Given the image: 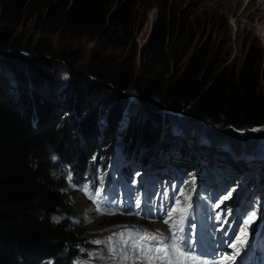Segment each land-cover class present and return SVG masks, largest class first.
Masks as SVG:
<instances>
[{
    "label": "trees",
    "instance_id": "obj_1",
    "mask_svg": "<svg viewBox=\"0 0 264 264\" xmlns=\"http://www.w3.org/2000/svg\"><path fill=\"white\" fill-rule=\"evenodd\" d=\"M137 4L138 0H0V64L13 74L20 94H28L21 103L0 88V264H76L83 256L81 224L53 217L65 205L62 187L70 173L76 184L95 182L97 165L107 160L99 161L102 145L110 146L115 139L128 93H134L133 100L148 121H169L176 113H184L191 121L211 123L210 133L232 139L255 135L238 130L264 126V53L260 48L250 46L239 65L213 63L207 48L182 64L169 45L176 30L184 29L169 15L159 17L146 43L138 46ZM30 22L38 34L32 48L36 57L8 55L10 48L21 46L16 42L18 29ZM54 36L62 40L96 37L107 46L129 48L132 57L118 63L95 54L83 72L77 67L79 59L70 53L54 55ZM138 55L162 69L166 66L164 73H172L170 81L135 76ZM64 70L69 80L63 88L64 81L58 77ZM50 86L59 102L38 103L36 89L44 92ZM72 88L85 90V95L75 100L69 95ZM109 92L116 95V105L99 103ZM72 110L75 114L70 116L81 121L79 131L64 118L65 111ZM136 119L141 122L142 117ZM135 122L124 129L130 153L134 145L141 149L151 136L148 122ZM252 138L243 144L249 146ZM124 172L131 173L128 167Z\"/></svg>",
    "mask_w": 264,
    "mask_h": 264
},
{
    "label": "rangeland",
    "instance_id": "obj_2",
    "mask_svg": "<svg viewBox=\"0 0 264 264\" xmlns=\"http://www.w3.org/2000/svg\"><path fill=\"white\" fill-rule=\"evenodd\" d=\"M248 1L244 0L242 3V0H138L137 44L139 47L144 45L154 22L161 16L169 15L184 29L182 32L176 30L169 45L171 54H177L182 60V64H186L196 51L207 48L213 63L220 61L239 65L250 46L260 48L264 53L263 25L258 23L255 18L251 19L242 15ZM187 27L190 28V31L186 32ZM37 37L38 34L34 32L33 23L21 26L16 39V42L21 46L19 49L17 47L10 48L8 55L16 53V56L36 57L37 54L32 51V48L37 42ZM53 40L56 51L54 55L63 52L70 53L79 59L77 67L83 72L87 70L88 63L95 54H100L101 57L118 63L132 57L129 48L107 46L105 42L92 36H83L75 40H62L58 36H54ZM30 42H32L31 45H29ZM27 46L30 47L27 49L29 51L25 50ZM186 49L188 51L185 55ZM166 69V66L162 69L161 66L154 65L149 59L142 58L140 55L134 61L135 76L146 78L150 77L149 75L158 76L168 83L172 78V73L165 74ZM12 77L13 74L0 64V88H3L7 95L14 96L23 103L28 99V94H20ZM58 79L64 81L62 86L66 87L69 80L68 71H62ZM43 90L44 92L41 89H36L38 103L42 104L43 101L59 102L58 98L54 96L55 92L52 91V86L45 87ZM48 92L51 93L48 94ZM77 92L78 96H75ZM69 95L74 96L76 100L85 95V90L77 91L72 88ZM33 96L35 98L34 94ZM134 97L133 92L127 94L124 108H122L123 120L115 130V139L112 140V144L105 148L102 145L103 153L100 155L99 161L104 158L108 159V166L106 171L102 170L100 166L97 167L95 187L93 188L89 184L76 185L70 175L66 177L67 183L62 187V192L66 196L65 205L53 218L56 220L71 219L80 223L79 227L84 228L83 235L79 236L80 239L83 238L81 244L84 252L83 256L78 258L77 264H148L141 246L147 250L154 245L150 244V241L140 240L137 234L153 233L143 229L132 230L122 227L123 218L121 216L134 213L137 217L147 220L154 219L162 213L161 215L168 221L167 227L174 235L183 236L182 240L186 245L189 243L186 238L190 225L189 237L192 234L202 233L203 227L205 230L206 227L212 229L215 226L226 227L225 230L228 229L229 233H232L236 238L241 235L240 229L244 227L243 221L247 220L248 227L244 228V234L241 236L244 243L240 245L244 247L245 244H251L252 240H249L247 236L256 235L264 229V216H261V211L264 209V180L262 173L259 172V166H264V126L255 127L253 130L250 128L238 130L245 134L251 131L255 132V135L250 138L256 137L252 138L253 141L247 146L243 143L250 139L249 136L232 139L218 133H210L207 127H213L211 123L203 120L191 121L184 117V113H173L175 115H171L172 118H168L169 121H148L139 108L141 106L135 104ZM30 100L33 101L31 96ZM99 103L107 106L114 103L116 105V95L109 92L101 97ZM74 111H65L64 118L67 124L79 131L81 124L80 120L77 121L79 117L70 116V113L75 114ZM85 113L86 111H84V118L86 117ZM167 114L170 113L167 112ZM136 116L142 117L141 122L136 119ZM132 120H136L141 125L148 122L147 126L150 127L149 131L151 132L150 141L144 142L141 147H146L148 151L155 150L152 146L158 147L156 153L160 147L162 150L158 152L159 156L139 155L135 145L132 148L133 153L129 152L131 148L128 149V147L131 144L130 141L126 142L124 139V129L129 126ZM136 122L135 124H137ZM157 126H160L159 131ZM105 127L106 124H102V129ZM155 137L156 139H154ZM152 141L154 144L150 145ZM253 142L257 146L254 149H249L250 145L254 144ZM184 151L196 155L197 160L189 159L190 154H185ZM97 152L98 150L94 153V158L97 157ZM112 153L114 154L112 155ZM209 153L212 158L218 156L219 162L224 161L223 166L215 163L213 167L204 168V160L207 159ZM249 163L254 165L249 166ZM123 164L131 169V174L128 177L121 172ZM170 165L174 169L186 172L189 177L164 176L169 173ZM247 170H249V174H247ZM205 171L209 172L211 179L201 183L203 180L200 181L199 178ZM252 171L256 174H250ZM199 173L202 174L199 175ZM215 184H220L219 188ZM242 184H247L245 199L239 196L241 200L237 198V204H234ZM93 193H99V197L92 198L91 194ZM225 197L228 198L225 199ZM251 201L252 205L246 211L245 205ZM254 202H259L261 207L256 206L254 209ZM163 208L164 211L154 212ZM251 209L253 210L251 211ZM254 210L256 215L251 217ZM189 214H191L189 218H192L189 222L190 225L183 224L181 226L177 221H182ZM147 216L154 218H147ZM104 217L110 219L104 220ZM180 227L186 231L184 234H182L183 231H177ZM202 234L205 235L204 231ZM190 246V244L187 245L185 253L187 252L186 254L189 256L194 254L200 260L205 261V258L196 254L194 250L189 252ZM191 262L188 260L187 264H192ZM154 264H168V261L154 260Z\"/></svg>",
    "mask_w": 264,
    "mask_h": 264
},
{
    "label": "bare ground",
    "instance_id": "obj_3",
    "mask_svg": "<svg viewBox=\"0 0 264 264\" xmlns=\"http://www.w3.org/2000/svg\"><path fill=\"white\" fill-rule=\"evenodd\" d=\"M244 0H242L243 3ZM236 3V2H235ZM242 15L249 17L251 19H256L258 21V23H261L263 25L262 28H264V0H249L246 4H245V8L242 12ZM264 31V30H263ZM9 95V94H8ZM14 97V96H12ZM118 140V139H117ZM166 140V139H165ZM123 141V140H122ZM161 144H163V142L161 141ZM143 145V144H142ZM140 146V145H139ZM152 148H154V151H148L147 148H143L141 147V149L137 150V153L140 154H149L152 156H159L158 152L161 151L162 149L159 147L158 152L156 153L158 147L152 146ZM136 150V149H135ZM164 150V149H163ZM166 150V149H165ZM133 152V151H132ZM114 153H112L113 155ZM136 155V154H135ZM138 155V156H139ZM142 156V155H141ZM145 156V155H144ZM171 156V155H170ZM171 158V157H170ZM195 160L196 157H195ZM192 161V160H190ZM216 161V162H215ZM215 163H218L220 166H223L224 161L223 162H219V158L218 156L216 158H212L210 157V153L208 154L207 159L204 160V164L203 167L207 168V167H213ZM249 166H252L254 164L249 163ZM125 167L127 166H123L122 165V170L124 171ZM260 170L259 172L262 173V179L264 180V166L260 165ZM201 168V167H199ZM203 172V169H202ZM255 173L254 171H252L250 174ZM131 174V173H130ZM130 174H126V176L130 175ZM202 174V173H200ZM247 174H249V170H247ZM256 174V173H255ZM251 176V175H250ZM247 179V178H246ZM250 183V182H249ZM262 184V183H261ZM216 185V184H215ZM254 185V184H253ZM259 189V188H258ZM240 199V198H239ZM241 200V199H240ZM107 208V207H106ZM111 209V208H110ZM105 210V209H104ZM108 210V209H107ZM127 213V212H124ZM162 214V213H161ZM159 214L158 217H150L147 216V218H154V219H141L139 217L136 216V214H128V215H124L121 216L122 219V227L124 228H128V229H143V230H148L149 232H152L153 234H157L160 235L162 237H165L166 239L163 241V246L168 247L169 251H171V244H172V237L174 236V234L172 233V231L167 227L166 223H165V218ZM111 215V214H110ZM98 216V213L96 215V217ZM109 216V215H108ZM102 218V216H101ZM113 218V217H112ZM164 218V219H163ZM99 219V218H98ZM110 218H105L104 220H107ZM163 219V221H161ZM134 220V222H132ZM97 222V221H96ZM98 224V223H97ZM97 226V225H96ZM181 228V227H180ZM187 229V228H186ZM136 232V231H135ZM253 234V233H252ZM181 235V234H180ZM183 237V236H182ZM248 237V236H247ZM184 238V237H183ZM250 240V239H249ZM244 241V240H243ZM150 244H153L154 247L155 246H159L160 242L157 241H150ZM176 243L182 247V250L185 252V249L188 248L187 244L185 243V241L180 240V241H176ZM122 247V246H121ZM253 244L252 247L253 248ZM191 252V251H189ZM187 253V252H186ZM192 254V253H191ZM194 256V254H193ZM221 256L217 255V254H211L209 256V258H205V261H208V264H213V262H218L221 260ZM192 263V262H191Z\"/></svg>",
    "mask_w": 264,
    "mask_h": 264
},
{
    "label": "snow or ice",
    "instance_id": "obj_4",
    "mask_svg": "<svg viewBox=\"0 0 264 264\" xmlns=\"http://www.w3.org/2000/svg\"><path fill=\"white\" fill-rule=\"evenodd\" d=\"M92 198H98L99 193H93L91 194ZM230 195V194H229ZM228 197H225L227 199ZM175 211V210H174ZM256 215L255 212L251 213V217H254ZM250 217V218H251ZM165 223H168L166 220ZM244 227L240 229L241 235H238L235 239L239 243H232L229 246L236 251L234 252L233 256H223L220 261L213 262V264H226V262L234 261L235 256L239 253V246L240 244L244 243V241L241 239V236L244 234V228L248 227V221H243ZM175 227V226H174ZM177 231H183L182 228L177 229ZM140 238V240H143L145 242L147 241H157L160 242L159 246L155 247H149L147 250L143 249V246H141V250L145 252V257L147 259L148 264H154V260H167L168 264H187L188 260L192 261V264H208V261H202L196 256H189L187 255L183 250L182 247L179 246L176 241L182 240V237L179 235H174L172 237V244H171V251H169L168 247L163 246V241L166 239L165 237H162L157 234H149V233H143V234H137ZM194 249L189 247V251H192Z\"/></svg>",
    "mask_w": 264,
    "mask_h": 264
}]
</instances>
